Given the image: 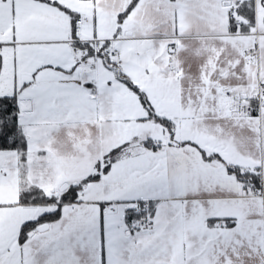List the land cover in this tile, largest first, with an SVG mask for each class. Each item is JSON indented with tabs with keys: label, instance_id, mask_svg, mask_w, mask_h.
<instances>
[{
	"label": "snow or ice",
	"instance_id": "1",
	"mask_svg": "<svg viewBox=\"0 0 264 264\" xmlns=\"http://www.w3.org/2000/svg\"><path fill=\"white\" fill-rule=\"evenodd\" d=\"M0 264H264V0H0Z\"/></svg>",
	"mask_w": 264,
	"mask_h": 264
}]
</instances>
